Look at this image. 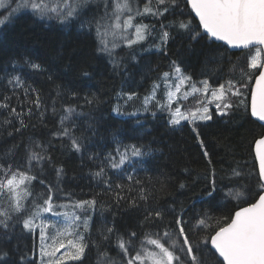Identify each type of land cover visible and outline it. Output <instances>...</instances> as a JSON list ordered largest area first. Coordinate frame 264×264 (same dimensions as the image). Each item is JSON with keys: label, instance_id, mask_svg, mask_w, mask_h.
<instances>
[{"label": "trees", "instance_id": "obj_1", "mask_svg": "<svg viewBox=\"0 0 264 264\" xmlns=\"http://www.w3.org/2000/svg\"><path fill=\"white\" fill-rule=\"evenodd\" d=\"M145 15L137 21L148 25L151 35L132 48L117 49L115 63L97 51L94 29L90 32L78 22L62 25L21 11L0 27V104H8L0 108V163L26 165L29 152L39 143L51 161L33 169L38 174L35 191L42 193L46 185L59 184L60 191L54 188L53 195L60 197V203L96 201L95 208L87 210L90 231L84 235L89 246L80 261L69 264H104L105 257L98 251L115 257L118 235L127 239L136 232L143 238L146 231L169 225L181 211L189 223L211 217L207 232H212L217 222H227L248 205H241L230 192H242L240 200H246L250 187L253 197L264 190L256 182L253 152L264 128L250 114L255 70L247 66V52L230 51L194 30L181 29L180 21H192L193 29L198 26L186 0H176L162 16ZM163 31L169 33L165 42L160 38ZM31 63L40 64L41 70L32 69ZM174 65L196 82L207 79L212 87L229 80L243 82L247 85L241 89L244 105L225 117L215 114L211 121L195 125H172L164 111L131 114L136 102L148 96L154 84L162 82L163 72H170ZM16 76L23 87L9 83ZM37 95L39 109L32 103ZM13 107L19 116L10 113ZM68 107L76 115L72 131L64 136L61 117ZM194 126L199 138L192 131ZM72 139L82 145L80 152L72 148ZM131 144L142 146L145 155L131 158L120 169L107 166L105 157ZM100 167H105V175L96 177ZM57 169H62L59 178ZM233 169L242 175L233 176ZM213 172L218 189L214 199L207 195ZM40 178L45 185L39 184ZM155 211H162L163 220L146 221L148 213ZM9 224L7 229L0 227V264H39L36 234L24 230L22 223ZM108 228L113 229L111 234ZM104 235H110V240H104ZM189 235L194 244L200 239L192 232ZM217 258L216 254L209 264H216Z\"/></svg>", "mask_w": 264, "mask_h": 264}, {"label": "snow or ice", "instance_id": "obj_2", "mask_svg": "<svg viewBox=\"0 0 264 264\" xmlns=\"http://www.w3.org/2000/svg\"><path fill=\"white\" fill-rule=\"evenodd\" d=\"M96 3L97 0H20L19 3L17 0H0V9L4 10L0 13L2 16L0 27L10 22L21 10L30 11L36 19L56 21L62 25L78 22L81 28L87 26L90 32L94 29L97 51L109 56L115 63L117 49L132 48L151 35L149 26L138 22L137 17L145 14L162 16L169 8L175 6L176 0H154L155 10L153 0H147V3L144 0H100L103 5L102 12L99 7H91ZM187 3L198 18V26L193 29L192 21H180L178 26L181 29L194 30L205 39L222 41L231 48L247 52L250 57L247 66L255 70L254 87L250 91L251 116L264 122V0H187ZM89 16L91 18H88ZM168 35L167 31L162 32V42L166 41ZM30 67L41 70L40 64L31 63ZM170 77L178 81L175 91H167L166 102L160 104L157 101V104L169 112V122L172 125H180L181 121H189L194 125L196 121H211L214 114L225 117L234 107L244 105V93L241 89L247 85L243 82L234 83L229 80L226 85L220 84L211 90L209 99L211 86L207 79L199 82L202 87H197L190 76L182 73L180 66L174 65L171 73L165 71L162 74L166 89ZM186 82H191L190 92L200 105L195 111H182L180 106L174 108L172 106L181 91V86ZM9 83L23 87L18 76L9 80ZM159 87L160 84H154L151 98H155L156 89ZM198 93L200 96H196ZM234 97L240 98L239 101H234ZM4 99L7 100L8 97ZM147 100L148 98L146 104ZM32 103L37 109L40 108L39 95ZM212 104L215 113L210 112L209 105ZM0 108H8V104L2 103ZM64 112L65 115L61 117V124L64 126L62 134L69 136L76 113L72 107L65 108ZM10 113L19 116L14 107ZM23 123L21 120L22 125ZM260 127L264 128V124ZM192 131L199 138L200 133L196 126ZM71 144L75 151H81L82 145L77 139H72ZM254 144L255 159L259 163L256 182L260 184L264 182V133H261ZM115 153V156L109 154L105 157L107 166L112 169H120L130 162L131 158L145 155L142 146L136 144L123 146V151L118 147ZM116 156L119 157L118 160ZM45 161L50 162L51 157L46 155V150L41 144L36 143L29 152L26 165L14 167L12 164L0 163V217H3L0 220V227L7 229L11 226L9 222L12 221L13 224L22 223L24 230L36 234L39 264H69L80 261L89 246L84 235V232L90 231L91 217L87 215V210L94 209L96 201L79 200L71 205L60 203L58 202L60 197L57 195L54 198L53 195L54 188L57 192L60 191L59 184L46 185L42 193L36 192L33 181L38 179V174H35L33 169ZM61 173L62 169L56 170L58 178ZM94 175L103 177L105 167H100ZM232 175L240 177L242 173L233 169ZM212 177L207 195L214 199L218 191L215 172L212 173ZM128 179L131 180L132 177L129 176ZM104 182L108 183L106 180ZM39 184L45 185V180L40 178ZM108 186L111 187V184ZM117 187L122 189L123 185ZM229 195H234L241 205L247 203L249 206H241L227 222H217L212 232H207V229L212 227L211 217L201 216L193 223H189L181 211L169 225H162L160 230L146 231L143 238L138 237L136 232H131L127 239L118 235L115 257H109L106 251L104 253L98 251V255L105 257L104 264H209L210 259L216 254H218L216 264H264V194L257 191L256 199L252 196L250 187V199L240 200L244 195L242 192L234 194L230 192ZM141 199L146 197L142 196ZM69 207L72 210H68ZM145 220L162 221L163 213L149 212ZM112 231L111 228L107 229L109 234ZM189 232L200 237L195 244ZM103 239L110 240V235H104ZM30 264H35V261H31Z\"/></svg>", "mask_w": 264, "mask_h": 264}, {"label": "rangeland", "instance_id": "obj_3", "mask_svg": "<svg viewBox=\"0 0 264 264\" xmlns=\"http://www.w3.org/2000/svg\"><path fill=\"white\" fill-rule=\"evenodd\" d=\"M91 7L92 8L99 7L101 12L103 11V5H102V3H100V0H97V3L91 5ZM140 8H141V11H142L143 10V3L140 5ZM0 10H2V9H0ZM21 11H27V10H21ZM145 16H148V15H145ZM171 71H170V73H171ZM182 73L184 75H188V74L184 73L183 71H182ZM188 76H190V75H188ZM192 82H196V81L192 78ZM177 83H178V81H176V80H174V79H172L170 77L169 86L166 89L165 86H164V82L162 80L161 83H158V84H160V87L156 89L155 98H151L152 97V93H153V89H152L151 93L148 96H146L142 101L136 102V104L134 105V108L131 110V112H132L131 114H142V113H149V112L156 113V112L164 111L165 114L170 118L169 112L164 110V109H162L161 107H159L158 104H157V101H159L160 104H164L166 102V100H167L166 92L167 91H175ZM190 83L191 82H186L183 86H181V91H180V93L177 94V98L173 102V105H172L173 108L176 107V106H180L182 111H186V110L195 111L200 106L199 103L193 98V95L190 92ZM196 84H197V87H202V85L199 82H196ZM222 84L226 85L227 82H223ZM214 88H216V87H212V86L210 87L209 99H210V92ZM186 94H187V98L185 99V95ZM196 96H200V94L198 93V94H196ZM146 98H148L147 104L145 103ZM209 107H210V112L215 113L214 104L209 105ZM182 122H189V121H181V123ZM196 122H201V121H196ZM64 210L65 209H61V211H64ZM68 210H70V209H68ZM76 211L80 212V210H76ZM49 218L53 219V220L56 219V218H51V217H49ZM61 251H63V250H61ZM58 255H59V253H58Z\"/></svg>", "mask_w": 264, "mask_h": 264}, {"label": "water", "instance_id": "obj_4", "mask_svg": "<svg viewBox=\"0 0 264 264\" xmlns=\"http://www.w3.org/2000/svg\"><path fill=\"white\" fill-rule=\"evenodd\" d=\"M187 1V0H186ZM188 6H189V8H190V10H191V6L188 4ZM192 11V10H191ZM192 14H193V16H194V18L198 21V18H196L195 17V13L194 12H192ZM201 30H202V28H201ZM203 31V30H202ZM213 42H215V43H221V44H224L222 41H213ZM225 45V44H224ZM230 51H233V52H242V51H245V50H241V49H234V48H231V47H229V46H227V45H225ZM254 82H255V79H254V81H253V85H252V88L254 87ZM251 88V89H252ZM250 105H251V97H250V101H249V109H250V114H251V107H250ZM252 117V116H251ZM255 121H257L258 123H260V124H264V122H261V121H258L255 117H252ZM253 152H254V156H255V144H254V147H253ZM256 160V159H255ZM256 164H257V169H258V171H259V163H258V161L256 160ZM262 183V186H263V188H264V182H261ZM261 194H264V190H263V192L261 193ZM246 206H249V205H246ZM246 206H244V207H246ZM240 209V208H239ZM238 209V210H239ZM237 210V211H238ZM235 214V213H234ZM212 251H214V250H212ZM217 256H218V254H217Z\"/></svg>", "mask_w": 264, "mask_h": 264}]
</instances>
